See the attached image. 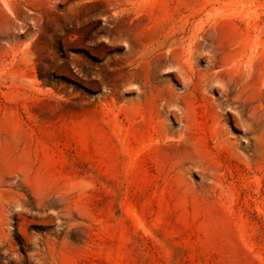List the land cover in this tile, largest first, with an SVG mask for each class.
<instances>
[{
    "label": "rangeland",
    "instance_id": "374dc122",
    "mask_svg": "<svg viewBox=\"0 0 264 264\" xmlns=\"http://www.w3.org/2000/svg\"><path fill=\"white\" fill-rule=\"evenodd\" d=\"M0 264H264V0H0Z\"/></svg>",
    "mask_w": 264,
    "mask_h": 264
}]
</instances>
